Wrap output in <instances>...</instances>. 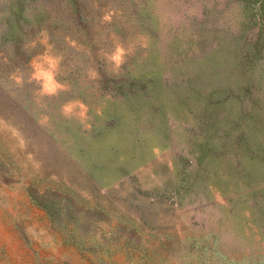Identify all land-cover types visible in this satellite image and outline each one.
Instances as JSON below:
<instances>
[{
  "label": "rangeland",
  "instance_id": "rangeland-1",
  "mask_svg": "<svg viewBox=\"0 0 264 264\" xmlns=\"http://www.w3.org/2000/svg\"><path fill=\"white\" fill-rule=\"evenodd\" d=\"M0 264H264V0H0Z\"/></svg>",
  "mask_w": 264,
  "mask_h": 264
},
{
  "label": "clouds",
  "instance_id": "clouds-1",
  "mask_svg": "<svg viewBox=\"0 0 264 264\" xmlns=\"http://www.w3.org/2000/svg\"><path fill=\"white\" fill-rule=\"evenodd\" d=\"M119 58H120L119 56L115 57V59H117V60H119Z\"/></svg>",
  "mask_w": 264,
  "mask_h": 264
}]
</instances>
